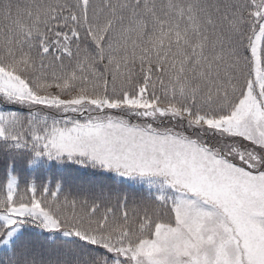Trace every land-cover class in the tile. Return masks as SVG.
<instances>
[{"label":"snow or ice","instance_id":"1","mask_svg":"<svg viewBox=\"0 0 264 264\" xmlns=\"http://www.w3.org/2000/svg\"><path fill=\"white\" fill-rule=\"evenodd\" d=\"M0 264H264V0H0Z\"/></svg>","mask_w":264,"mask_h":264}]
</instances>
